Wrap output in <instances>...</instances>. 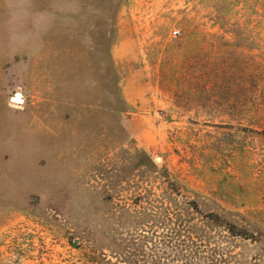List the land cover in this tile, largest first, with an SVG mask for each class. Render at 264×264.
Listing matches in <instances>:
<instances>
[{
    "label": "rangeland",
    "instance_id": "1",
    "mask_svg": "<svg viewBox=\"0 0 264 264\" xmlns=\"http://www.w3.org/2000/svg\"><path fill=\"white\" fill-rule=\"evenodd\" d=\"M0 264H264V0H0Z\"/></svg>",
    "mask_w": 264,
    "mask_h": 264
},
{
    "label": "built area",
    "instance_id": "2",
    "mask_svg": "<svg viewBox=\"0 0 264 264\" xmlns=\"http://www.w3.org/2000/svg\"><path fill=\"white\" fill-rule=\"evenodd\" d=\"M178 33H179L178 31L173 32L174 36H177Z\"/></svg>",
    "mask_w": 264,
    "mask_h": 264
},
{
    "label": "water",
    "instance_id": "3",
    "mask_svg": "<svg viewBox=\"0 0 264 264\" xmlns=\"http://www.w3.org/2000/svg\"><path fill=\"white\" fill-rule=\"evenodd\" d=\"M19 97H18V95H17V99H18ZM20 100V99H19Z\"/></svg>",
    "mask_w": 264,
    "mask_h": 264
},
{
    "label": "bare ground",
    "instance_id": "4",
    "mask_svg": "<svg viewBox=\"0 0 264 264\" xmlns=\"http://www.w3.org/2000/svg\"><path fill=\"white\" fill-rule=\"evenodd\" d=\"M19 100V99H18Z\"/></svg>",
    "mask_w": 264,
    "mask_h": 264
}]
</instances>
